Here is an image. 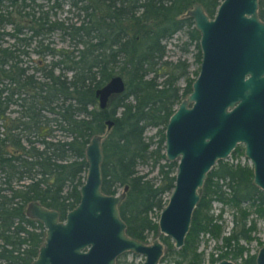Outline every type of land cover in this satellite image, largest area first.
<instances>
[{"label":"trees","instance_id":"trees-1","mask_svg":"<svg viewBox=\"0 0 264 264\" xmlns=\"http://www.w3.org/2000/svg\"><path fill=\"white\" fill-rule=\"evenodd\" d=\"M4 1L0 0V264H31L37 255L45 229L26 215L29 201L56 208L61 218L78 203L87 169L85 146L95 133L103 134L101 190L114 194L127 185L119 212L126 232L146 242L150 232L158 233V218L150 211L159 212L167 202L164 195L174 187L177 161L160 162L166 159L165 126L197 75V70L189 75L185 58L164 59V40L185 30L187 40L181 47L186 51L193 44L200 62L199 31L186 11L200 2L213 16L221 0ZM65 4L79 15L77 21L50 17L49 8ZM258 14L264 20V0H258ZM57 30L68 37V46L52 44L51 34ZM5 37L12 42L4 44ZM31 44L37 54L34 65L21 57ZM115 74L123 77L125 89L99 107L95 90ZM107 119L112 120L108 129ZM147 127H156L154 148L152 137L145 135ZM56 129L63 132L61 137ZM243 154L238 144L230 159H219L208 171L182 246L174 248L169 236L160 234L173 264H202L198 248L203 233L220 238L224 248L211 262L241 257V264H256L255 253L241 240L256 237V218L250 215L264 217V190L252 182L253 169L247 158L241 160ZM150 159L161 175L157 184L136 169ZM214 200L221 203L216 214L211 210ZM224 207L232 209L226 234ZM117 264L131 263L117 258Z\"/></svg>","mask_w":264,"mask_h":264},{"label":"water","instance_id":"water-1","mask_svg":"<svg viewBox=\"0 0 264 264\" xmlns=\"http://www.w3.org/2000/svg\"><path fill=\"white\" fill-rule=\"evenodd\" d=\"M186 14L199 31L201 61L191 91L165 126V158L177 165L174 187L157 220L176 248L184 243L208 171L238 144L252 165V182L264 190V20L258 0H221L213 16L194 2ZM124 89L123 77L112 75L95 90L99 107ZM106 123L108 129L112 120ZM102 138L95 133L85 146L79 201L63 219L38 200L26 204V215L45 228L31 264H116L125 251L143 254L141 264H161L164 243L159 238L147 243L126 232L118 205L127 185L114 194L101 190ZM255 261L264 264V242ZM210 264L239 263L222 258Z\"/></svg>","mask_w":264,"mask_h":264},{"label":"rangeland","instance_id":"rangeland-1","mask_svg":"<svg viewBox=\"0 0 264 264\" xmlns=\"http://www.w3.org/2000/svg\"><path fill=\"white\" fill-rule=\"evenodd\" d=\"M38 2H45V0H37ZM3 3H7V1L5 0ZM50 4V2H48ZM45 7H47V3H44ZM50 9V17L51 18H60V19H64L66 21H77L78 20V14L76 13L75 10L73 9H69V6L67 4L63 5V7H52L49 8ZM7 29H9V25H7L6 27ZM50 39L52 40V44L54 46H62V47H66L69 45V40L67 36H62V34L60 33V31H54L51 34ZM12 38L9 37H5V41L4 44H8L12 42ZM187 40V34L185 32V30H180L178 32H176L171 38L164 40L165 43V55H164V59L167 60H177L178 58H185L188 62V70H189V75L190 76H194V72L197 70H199V65L200 62H197V60L195 59V51L196 48L193 44H190L188 46V50L184 51L182 49V44L183 41ZM27 49L29 50L28 54H21V57L23 58V61L26 64H30V65H34L33 59L37 58V54L34 52V45L31 44L30 46L27 47ZM50 56H47V59H50ZM158 80H161V78L159 77ZM185 83V80L183 78H180L178 80V84L180 86H183ZM186 97V96H185ZM13 108H17L16 105L13 106ZM12 114H15V112H12ZM165 131V130H164ZM57 133L58 136H62L63 132L60 129H56L55 131ZM145 135L147 138L152 137V145L151 147L154 148L157 143H158V135H156V127H147L145 130ZM242 145V144H241ZM164 151V150H163ZM229 159L231 158V155L228 157ZM241 160L244 162L247 158L244 154L240 156ZM166 159L162 158L160 160V162H164ZM234 161L236 159H233ZM248 160V158H247ZM249 164L251 165L250 161L248 160ZM153 165V160L150 159L147 163L144 162H139L136 166V169L138 171V173L144 174L147 178H149L152 182H154L155 184L159 183L161 180V175L158 172L157 167L152 166ZM252 166V165H251ZM123 191L122 187H120L118 189V192ZM170 193H166L164 195V198H168ZM221 207V203L220 201L214 200L212 202V212L214 214H216L217 212H219V209ZM231 212L232 209L230 207H224V212L222 214V221H223V225H224V231L223 234L228 233L229 228L231 227ZM159 213L157 209H153L152 211H150L151 217L156 219L159 217ZM250 217H254L256 218V230L253 232V234L256 236L254 239H252L250 242H245L244 240H241V242H243L246 246H248L249 248V252L250 253H256L257 250L260 248V246L262 245V243L264 242V217H258L255 215V213L253 212ZM158 220V219H157ZM160 234H162L159 229H158V233L154 234L153 232H150L148 234L147 243L152 242V240L154 238H159L163 243H164V251H163V255L161 256V258L164 257V260L161 261L160 258V263L161 264H173V260H172V256L171 255H167L166 252V248H167V244L162 240ZM164 235V234H162ZM167 236V235H166ZM170 238V237H169ZM200 243H199V250H201L203 252L202 254V264H210L211 263V258H215L217 259L219 257V254L224 250V248L221 246V240L216 239L214 237H212L209 233H203L200 235ZM171 241V238H170ZM172 245L173 242L171 241ZM174 248H176L173 245ZM243 256H246V252L243 254ZM121 261L125 262V263H131V264H141L144 260V255L143 254H139L137 252H131L128 251L125 254H121L118 257ZM225 258H229L231 259V257H225ZM239 264H241V257L237 258V259H231Z\"/></svg>","mask_w":264,"mask_h":264},{"label":"flooded vegetation","instance_id":"flooded-vegetation-1","mask_svg":"<svg viewBox=\"0 0 264 264\" xmlns=\"http://www.w3.org/2000/svg\"><path fill=\"white\" fill-rule=\"evenodd\" d=\"M259 15V14H258ZM68 211V210H67ZM66 211V212H67ZM32 218V217H31ZM60 218H61V216H60ZM64 218V217H63ZM63 218H61V219H63ZM43 225V224H42ZM44 227V226H43ZM45 229V228H44ZM126 252H128V251H125V252H122V253H120L119 255H121V254H125ZM132 252V251H131ZM118 255V256H119ZM118 256H117V258H118ZM117 258H116V264H117ZM222 259V258H221ZM220 260V259H219ZM218 260H216V261H214V262H217ZM211 263H213V262H211Z\"/></svg>","mask_w":264,"mask_h":264}]
</instances>
